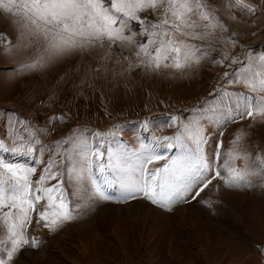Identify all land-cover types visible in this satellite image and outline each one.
I'll return each instance as SVG.
<instances>
[{"label": "rangeland", "instance_id": "obj_1", "mask_svg": "<svg viewBox=\"0 0 264 264\" xmlns=\"http://www.w3.org/2000/svg\"><path fill=\"white\" fill-rule=\"evenodd\" d=\"M230 2L208 0L225 29L216 30L210 47H201L206 57L182 70L156 72L129 68V63L138 64L135 46L115 44L110 52L78 50L27 69L24 65L33 62L40 45L25 46L14 17L0 11V141L23 149L0 150V158L34 168L33 184L54 162L52 171L60 173L57 180L63 181L74 216L55 230L45 227L38 213L47 200H41L24 229L25 238L37 245H23L9 264H264V116L235 115L244 104L239 93H264L229 83L236 69L264 53V0H244L254 12L229 8ZM140 15L144 26L132 21L125 35L138 34L142 27L151 31L159 12ZM147 40L137 35V43ZM106 53L112 58L102 59ZM197 128L205 141L199 146L193 138ZM176 136L180 141H170V148L169 141L156 139ZM92 151L103 156L98 161L88 156L92 164L83 179L70 176L73 165L80 168ZM150 155L165 159L148 168L172 159L195 163L202 155L210 165L204 179L211 183L203 191L202 183L194 185L184 200L166 208L142 196L123 199L117 183L121 174L113 168L98 170L110 157L113 163L120 157L126 167ZM237 171L247 173L245 180L235 179ZM90 178L112 198H90ZM57 211L49 209L50 214ZM7 235L0 221V241H5L0 258L5 260L11 249Z\"/></svg>", "mask_w": 264, "mask_h": 264}, {"label": "snow or ice", "instance_id": "obj_2", "mask_svg": "<svg viewBox=\"0 0 264 264\" xmlns=\"http://www.w3.org/2000/svg\"><path fill=\"white\" fill-rule=\"evenodd\" d=\"M228 7L256 11L253 5L244 0H231ZM148 10L159 12L158 21L150 24L151 31L149 27H142L138 34L125 35L132 21L144 26L145 20L141 19L140 14ZM0 11L14 17L22 38L27 40L25 46L40 45L33 62L24 65L27 69L44 67L78 50L99 47L107 48L110 52L115 44L121 47L135 46L138 64L129 63V68L138 66L153 72L171 68L182 70L206 57L209 53L202 52L201 47L205 44L210 47L216 30L225 29L208 0H0ZM137 35L147 36V43H137ZM111 58L108 53L102 57ZM224 58L228 59V56ZM253 60L256 62V70H253ZM216 62L223 63V60ZM233 63L236 61L233 60ZM228 75L225 73V76ZM232 76L235 81L230 79L229 83H243L252 92L264 93V53L250 57L248 65L236 69ZM238 96L244 104L235 115H246L253 119L264 116V95L253 97L239 93ZM185 131L192 135L193 130L187 126ZM193 138L198 146L205 142L199 128L195 129ZM156 139L169 141L166 145L169 148L173 147L170 141H180L179 136ZM0 150L12 153L23 151L22 147L8 148L3 141H0ZM28 151L31 152V148ZM88 156L98 161L103 153L89 152L84 156L80 168L73 165L69 175H74L78 181L83 179L84 172L92 164ZM162 159L165 158L161 155L138 157L135 165L122 167L124 162L120 157L116 158L115 163L110 157L107 165L98 164V170L103 173L113 168L121 174L117 183L121 187L123 199L142 196L166 208L184 200L194 185L202 183L203 187L199 191H203L211 183V180L204 179V173L210 170V165L202 155L197 157L195 163L172 159L166 160L159 167H147ZM54 167V162H49L44 174L33 184L29 176L35 172L34 168H21L0 158V221L7 229V240L11 241V249L6 253L8 259L0 258V264H9L23 245H37L35 240L25 238L24 229L32 222L30 213L36 210L41 200H47L44 211L38 213L39 219L46 222L45 227L55 230L64 221L74 219L68 208V194L63 181L57 180L60 173L52 171ZM246 175L237 171L235 179L245 180ZM49 180H57V183L44 187ZM105 182L112 183L107 179ZM90 187V198H112L95 178H90ZM199 191L196 195H199ZM192 198L195 199V196ZM53 207L59 211L50 214L49 209ZM50 215L54 218L50 219Z\"/></svg>", "mask_w": 264, "mask_h": 264}]
</instances>
